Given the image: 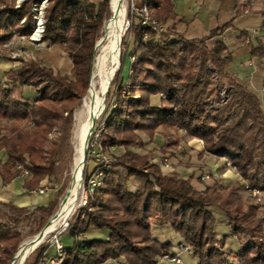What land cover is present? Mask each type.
<instances>
[{"label":"trees","instance_id":"16d2710c","mask_svg":"<svg viewBox=\"0 0 264 264\" xmlns=\"http://www.w3.org/2000/svg\"><path fill=\"white\" fill-rule=\"evenodd\" d=\"M35 1L24 0L15 6L14 0H0V46L12 32L32 33L30 7ZM175 1L137 0L134 4L146 6L151 17L165 23L176 17ZM260 12L264 18V9ZM109 15V0H48L42 40L58 45L72 67L62 74L32 58L23 60L11 76L19 85L35 88L30 99L14 84L7 88L0 82V150L6 155L0 163V177L4 182L20 175L18 165L29 171L27 189L56 173L59 140L68 135L73 109L88 88L95 40ZM228 26L229 22L192 38L175 32L171 38L169 30L157 33L141 27L140 22L133 23L130 54L134 58L129 59L128 82L121 75L123 55L102 89L103 96H108L106 91L113 85L116 99L103 117L106 134L101 143L104 148L123 146L125 150L105 168L100 185L88 193L90 209L85 216H78L66 229L74 242L63 245L62 264H102L117 257L128 264H156L159 256L171 254L169 243L153 237V224H169L198 264H264V211L259 215L257 205L244 203L239 193L242 184H215L198 190L192 186V178L164 175L148 162L146 154L128 149L141 142L139 132L153 135L159 127L163 133L175 128L178 135L181 129L190 137L201 138L204 151L229 160L248 186L264 193V94L257 95L226 72L231 55L219 36ZM145 31L149 36L144 42ZM210 39H214L211 46L207 44ZM125 44L122 41L121 47ZM259 51L264 53L260 47L251 53ZM215 75L221 81L218 85L225 82L228 86L226 99L218 107L211 102L219 90ZM157 94L160 101L153 103L152 96ZM55 132L61 136L50 137ZM168 142L178 143L176 138ZM84 177L86 180L85 169ZM132 177L143 180L135 190L128 186ZM63 189H58L54 201L32 211L4 204L8 214L6 220H0V264L9 263L23 239L20 219L33 222L32 233H38L55 212ZM212 207L226 219L228 235L239 240L237 251L225 249L228 235L217 236ZM93 228L104 231L105 238L80 237ZM41 247L37 249L42 253Z\"/></svg>","mask_w":264,"mask_h":264},{"label":"rangeland","instance_id":"374dc122","mask_svg":"<svg viewBox=\"0 0 264 264\" xmlns=\"http://www.w3.org/2000/svg\"><path fill=\"white\" fill-rule=\"evenodd\" d=\"M24 0H14L15 6H19ZM100 0H97L99 2ZM137 0H125L126 6V30L123 34L122 41H125L126 44L121 47L119 52V60L118 66H120V57L124 55V63L121 66V75L122 78L125 79V82H128L127 73L129 68V59L133 57L131 53L133 44H134V36L131 34L130 28L132 29L133 23L140 22V15L138 14V7L135 6L134 2ZM254 2H259L264 5V0H252ZM48 5V0H38L31 3V13L33 17V30L35 28L36 18L35 16H41L44 25V16H45V8ZM110 9V4H109ZM40 12V13H38ZM42 13V14H41ZM111 16L106 17L102 25L98 31V35L95 40L92 62H94V55L96 50L98 49V40L100 39L103 29L104 23ZM23 22V20L21 21ZM160 22V21H159ZM161 23V22H160ZM163 25L164 31H171V38H174L175 32H180L179 27L175 22H172L170 19L165 23H161ZM175 24V25H174ZM179 31H177V30ZM44 30V28H43ZM155 31V30H153ZM146 32V31H145ZM144 32V33H145ZM159 33L158 31H155ZM33 33V31H32ZM20 35L18 33L12 32V35L9 39L5 40L4 43L0 46V62H7L8 60L14 64L13 68H17L21 65V62L25 59L32 58L35 61H39L42 65L46 67H51L55 72H60L62 74H68L72 67V62L69 57L60 51V47L58 45H51L47 41L42 40V36L39 40H31L30 36L32 35ZM143 33V35H144ZM43 34V32H42ZM147 36H142V40L145 42L148 39ZM183 34V33H182ZM214 42V39H210L207 41V44L211 46ZM117 64L115 65L117 67ZM93 65V63H92ZM93 67V66H91ZM119 68V67H118ZM117 68V69H118ZM92 70V68H91ZM115 70H110L108 77L105 79L106 81L112 78V74ZM214 79L216 80V85L219 83L220 79L215 75ZM103 85L99 87V94L97 96V107L99 109L97 116L95 118V124L93 132L91 133V138L89 140V145L86 150L85 155V163L84 169L86 175L88 177L90 175H94L97 178L96 173L99 171L100 164L107 162L108 165L114 161L115 158L121 156L123 154L125 148L123 146H110L109 148H104L101 140L102 137L106 134V129L104 126V116L107 111L112 108V105L115 103V87L110 84L108 87L109 95L107 94L103 96ZM221 82V81H220ZM89 85V84H88ZM32 86V85H31ZM33 87V86H32ZM218 96L216 94L211 97V102L215 107H218L220 103L225 101L228 86L225 82L221 85H218ZM27 89V87L25 88ZM33 89H35L33 87ZM86 93V92H85ZM124 94V91L121 92ZM85 95V94H84ZM152 97H157V101L159 100L160 95H154ZM100 99V100H99ZM153 99V98H152ZM101 101V104H100ZM153 101V100H152ZM82 99L81 101L74 107L72 116H71V124L68 135L66 137H61L59 140V146L57 149V154L54 157L56 162V173L47 178V182L45 183V188L55 187L56 189H60L63 187V192L59 196L58 205L55 212L49 217L48 220L56 213L59 209L62 200L64 199L71 181H72V172H73V155H74V143H73V130L76 123V114L82 109ZM100 105V107H99ZM175 128H171L167 131V133H163L161 127L157 128V130L153 133V135H147L146 133L139 132V136L141 137V142L135 143L128 146V149L139 153L146 154L148 157V162L155 164L159 167L162 174H170L176 173L179 178L188 179L192 178L191 184L194 188L198 190H203L206 186H213L215 184H222L223 187H228L234 183L239 182L243 185V189L239 190L242 200L245 204H255L257 205V210L259 215L264 211V193L254 187L248 186V181L243 178L240 173L237 171L236 167L226 158L218 157L215 154H211L208 151H204V141L198 137H190L187 134H184V130L179 129L178 135L174 134ZM171 132V133H170ZM169 137H167V136ZM61 134L55 132L50 135V137H60ZM173 138L177 139V145H172L168 141L173 140ZM84 169L82 171V182L81 188L79 190V195L76 201V205L72 208L69 213L67 219L65 220L68 223L69 228L70 224L76 220L78 216L84 217L87 210L90 208L87 207V198H88V189H87V179L84 177ZM103 174V173H102ZM87 177V178H88ZM100 179V178H99ZM143 183L141 178L132 177L128 181V186L130 190H135L137 187H140ZM92 193V192H90ZM86 200V201H85ZM212 211L214 212L216 218V227L215 232L217 236L221 237L224 235H228L230 229L226 225V219L220 213V211L212 207ZM8 214L7 207L3 204H0V220H6ZM24 218V217H23ZM20 219L18 224V229L23 234V239L20 242L23 243L27 239L33 238L37 233L33 234L32 230L35 227V224L31 222L29 219ZM47 220V221H48ZM46 224V223H45ZM44 227V226H43ZM42 227V228H43ZM95 229V228H93ZM92 229V230H93ZM97 229V228H96ZM98 230V229H97ZM90 233V232H89ZM86 234H81V238H87ZM100 237L92 236L91 238H105L106 234L104 231H100ZM60 239L64 246L70 245L74 242V237L69 234V232H64ZM19 244V245H20ZM18 245V246H19ZM48 242L45 239L43 243L39 246L41 249H46L45 253L47 256L53 255L55 253L54 247H47ZM37 246L27 257L24 264L35 263L41 256V251H38ZM182 246V245H181ZM187 246V245H186ZM225 249L228 251H237L239 248L238 240L234 239L232 236L228 235L226 237V242L224 245ZM38 251V252H37ZM185 252H188L185 250ZM191 252V251H190ZM189 252V253H190ZM162 256L158 257V260L161 259ZM124 259V258H123ZM165 259V258H164Z\"/></svg>","mask_w":264,"mask_h":264},{"label":"crops","instance_id":"0c3cea01","mask_svg":"<svg viewBox=\"0 0 264 264\" xmlns=\"http://www.w3.org/2000/svg\"><path fill=\"white\" fill-rule=\"evenodd\" d=\"M90 1L97 2V0ZM262 9H264L263 4L252 0H176L174 3L176 17L170 20L175 22L180 32L188 38L207 35L213 28L229 22V26L219 36L231 55V62L225 70L254 93L262 96L264 94V53L261 54L260 51L256 55L251 53L255 47L264 49V18L260 12ZM60 51L65 54L62 49ZM13 67L14 64L10 60L0 62V82L7 88L14 84L27 99L33 98L35 89L31 85H19L11 76L12 70L15 69ZM152 98L153 103H158L157 97ZM5 160V152L1 149L0 163ZM29 177L30 174L26 177L20 174L8 182H4L0 177V204L13 203L32 211L35 207L46 206L57 198L58 189L55 187H44L41 193L34 191L45 186L47 178L41 180L37 187L27 189L25 182ZM151 233L155 239L169 243L168 252L171 256L177 255L183 264H198V259L192 252L181 250L180 246L185 244L184 240L173 231L169 224H153ZM100 234V230L95 228L86 237L88 239L92 236L100 237ZM232 237L237 239L235 236ZM238 245L241 246L239 240ZM119 263L128 264L122 257L107 259L102 264ZM156 264L177 263L161 258Z\"/></svg>","mask_w":264,"mask_h":264},{"label":"bare ground","instance_id":"6f19581e","mask_svg":"<svg viewBox=\"0 0 264 264\" xmlns=\"http://www.w3.org/2000/svg\"><path fill=\"white\" fill-rule=\"evenodd\" d=\"M109 4L111 16L104 23L103 33L98 40V49L94 55V62H92L93 67L90 74L89 85L85 95L82 97V109L75 117L76 123L73 130L74 155L72 181L59 209L45 226V234L52 231L56 226H62L72 208H74V205L77 204L76 201L81 188L82 171L85 163V151L89 145L92 133L91 130L93 131L94 129V125L92 124L93 120H95L98 113L96 102L99 94V87L106 81L105 79L108 77L110 70L116 71L119 67L120 45L126 30L127 5L125 4V0H109ZM116 64L117 67L115 66ZM37 242V239L32 240V238L25 240L21 248L20 256L27 255L35 248Z\"/></svg>","mask_w":264,"mask_h":264},{"label":"built area","instance_id":"2783aa9c","mask_svg":"<svg viewBox=\"0 0 264 264\" xmlns=\"http://www.w3.org/2000/svg\"><path fill=\"white\" fill-rule=\"evenodd\" d=\"M138 14L140 15L141 27L150 28L151 30H155L158 32H162L164 30L163 25L157 19L151 17L146 6L143 5L141 7H138ZM35 18H36L35 28L33 30L32 35L30 36V39L36 41L41 38L44 25H43V20L41 19L42 15L35 16ZM143 36H145L146 38L147 36L146 32L144 33ZM133 58L134 57H131L130 60H133ZM263 90H264V87H263ZM107 167H108V163L103 161V163L100 164L99 171L96 173L97 178H95L94 175H90L89 177L87 175L88 178L86 181H87V189L89 193L92 192L96 187L100 185L99 178L101 177L103 171ZM18 169L22 176L26 177L29 175V171L23 165H18ZM44 187L45 186L40 187L38 189H35L34 191H38L41 193L44 191ZM67 227H68V223L65 221V223L62 226L60 227L56 226L52 231L45 234V236L37 242L35 248L39 246L41 243H43L44 240L46 239L48 242L47 247H50V246L54 247L55 253L53 255L47 256V254L45 253L47 248L44 249L41 253L40 258L36 262V264H62L63 257H64V247L60 239V236L66 231ZM23 244L24 242L18 246L16 252L12 256L8 264H24L26 257L35 249L33 248L27 255L20 256V252H21V248ZM180 248L182 251H185V250H187L188 252L191 251L190 248L186 245H182L180 246ZM162 258L175 261L177 264H183L181 259L177 255L171 256L166 253L162 255Z\"/></svg>","mask_w":264,"mask_h":264},{"label":"water","instance_id":"95a60500","mask_svg":"<svg viewBox=\"0 0 264 264\" xmlns=\"http://www.w3.org/2000/svg\"><path fill=\"white\" fill-rule=\"evenodd\" d=\"M93 125L95 124V120H93ZM92 132V130H91ZM85 155H86V151H85ZM85 158V157H84ZM49 220L46 222V224L44 225V227L32 238V240H41L44 236H45V226L48 224Z\"/></svg>","mask_w":264,"mask_h":264}]
</instances>
